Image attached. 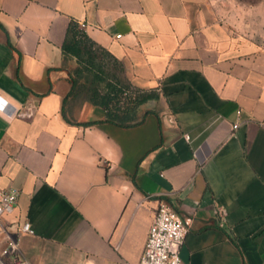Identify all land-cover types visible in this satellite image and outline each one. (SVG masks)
I'll list each match as a JSON object with an SVG mask.
<instances>
[{"label": "crops", "instance_id": "0c3cea01", "mask_svg": "<svg viewBox=\"0 0 264 264\" xmlns=\"http://www.w3.org/2000/svg\"><path fill=\"white\" fill-rule=\"evenodd\" d=\"M221 9L0 0V189L30 264L138 263L160 200L190 224L182 264H264V46ZM72 22L155 94L135 123L73 95Z\"/></svg>", "mask_w": 264, "mask_h": 264}, {"label": "trees", "instance_id": "16d2710c", "mask_svg": "<svg viewBox=\"0 0 264 264\" xmlns=\"http://www.w3.org/2000/svg\"><path fill=\"white\" fill-rule=\"evenodd\" d=\"M65 53L74 55L78 67L74 72L73 95L82 96L106 110L107 120L120 125L137 121L138 110L153 92L133 86L123 76V65L109 51L97 45L79 26L72 22L63 44ZM112 60L119 73L112 72Z\"/></svg>", "mask_w": 264, "mask_h": 264}, {"label": "built area", "instance_id": "2783aa9c", "mask_svg": "<svg viewBox=\"0 0 264 264\" xmlns=\"http://www.w3.org/2000/svg\"><path fill=\"white\" fill-rule=\"evenodd\" d=\"M6 104L0 98V110H4ZM236 127L238 124H234ZM185 136L189 138V135ZM17 200L16 189H0V234H3L4 240L0 249V264H30L20 245V236L31 230L30 222H23L15 233L6 225V215L13 213ZM222 214L226 211L222 210ZM189 230V222L170 203L160 200L141 259L135 264H182L180 250Z\"/></svg>", "mask_w": 264, "mask_h": 264}, {"label": "rangeland", "instance_id": "374dc122", "mask_svg": "<svg viewBox=\"0 0 264 264\" xmlns=\"http://www.w3.org/2000/svg\"><path fill=\"white\" fill-rule=\"evenodd\" d=\"M218 1L233 33L264 46V0ZM109 66L112 72H120L112 60ZM3 242V234H0V249Z\"/></svg>", "mask_w": 264, "mask_h": 264}]
</instances>
